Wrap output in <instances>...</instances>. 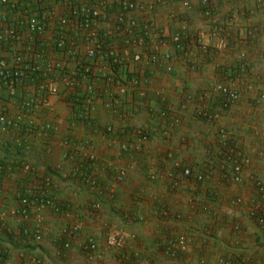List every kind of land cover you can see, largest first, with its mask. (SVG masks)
Listing matches in <instances>:
<instances>
[{"label": "crops", "instance_id": "1", "mask_svg": "<svg viewBox=\"0 0 264 264\" xmlns=\"http://www.w3.org/2000/svg\"><path fill=\"white\" fill-rule=\"evenodd\" d=\"M29 1L21 3L34 7ZM143 1L153 7L133 13L141 24H153L147 49L170 51L172 59L130 64L137 81L115 108L101 106L109 85L99 78L103 94L94 110L73 104L67 71L25 76L14 93L0 80V111L21 113L24 100L38 96L44 103L30 116L58 126L47 132L0 128V264H264V226L255 213L264 208V0H209L206 7L203 0ZM44 5L56 18L68 12L57 0ZM17 11L1 8L0 28L17 27L23 38L3 45L0 56L25 51L39 62L61 58L52 25L30 33ZM175 34L188 45L185 53L175 50ZM42 82H53L59 94H42ZM212 83L240 93L216 121L194 114L208 101L187 99ZM137 129L148 130L149 137L142 139ZM86 139L93 162L80 150ZM126 140L130 147L124 151ZM229 151L246 160L240 182L233 179ZM77 167L96 183L86 184L74 173ZM186 168L207 178L197 181ZM120 171L122 180L116 177ZM47 177L57 184L58 209L33 203L27 215L12 214ZM32 231L42 239L35 241ZM113 231L121 233V245L108 244ZM91 237L97 248L87 250Z\"/></svg>", "mask_w": 264, "mask_h": 264}, {"label": "built area", "instance_id": "2", "mask_svg": "<svg viewBox=\"0 0 264 264\" xmlns=\"http://www.w3.org/2000/svg\"><path fill=\"white\" fill-rule=\"evenodd\" d=\"M22 0H0V12L2 7H12L17 9L19 16L23 17V23L30 33H43L50 28L53 29V42L56 50L61 53V58L53 61L39 62L32 59L29 52L11 53V58L0 56V80L14 93L17 83L25 76L40 78L48 72L62 70L70 75L68 86L71 87V101L76 106L84 105L86 109H96L97 103L102 98L103 89L97 78L102 79L109 85L108 97L101 102L105 109H113L123 101L128 93L130 84L137 81L130 75L129 66L134 62L143 59L149 62H157L160 57L171 61L172 53L163 52L160 55L159 49H147V40L153 32L151 22L141 24L135 16L137 11H145L152 8L143 0H57L61 7L67 8L68 12L57 18L56 13L48 10L44 5V0H31L35 4L23 5ZM30 3V1L28 0ZM187 4V3H186ZM204 7L209 5V0H203ZM111 7H116L115 14ZM133 13V14H132ZM51 17H55L53 21ZM111 20L112 25L104 27L103 23ZM24 25V24H21ZM55 30V31H54ZM23 34L17 27L7 30L0 28V48L11 42L19 41ZM175 50L179 53L187 51V44L182 36L175 34L172 38ZM224 40L220 39L218 46L224 45ZM246 66V62L242 61ZM192 66V65H191ZM123 69L125 71L121 72ZM166 69L173 70V66L167 63ZM93 80L97 81L94 82ZM42 94L50 92L53 95L59 94V87L53 82H42L39 84ZM201 98L208 101V105L199 106L194 110L196 117L203 120L216 121L223 111L234 105L240 97V93L234 87L223 83H212L209 89L200 92L198 95L189 93L187 99ZM44 103L41 97H28L24 100V111L16 114H7L0 111V128L4 131H41L47 132L58 130V126L52 122H39L30 116L35 109ZM165 115V111H162ZM84 117V115H82ZM137 133L142 139L149 137V131L137 129ZM222 139L227 137L225 130L220 131ZM90 140L81 142L80 150L86 154L88 162H93L96 158L94 153L88 149ZM130 143L126 140L121 149L126 151ZM93 152V151H92ZM227 160L231 162L233 168V179L236 182L242 181L241 170L244 157L239 152L229 151L226 153ZM225 167V166H224ZM5 171V165L0 159V176ZM75 174H80L86 184L94 185V176L87 173L83 167H77ZM187 176H194L197 181L207 178L206 173H195L190 168L185 169ZM118 180L124 178V172L120 171L116 175ZM56 182L50 177L45 178L37 191H27L21 198L20 203L11 210L12 214L27 215L33 203H38L41 207L52 206L58 209L53 201V192L56 189ZM95 208L99 207L94 203ZM258 222L264 226V208L255 210ZM79 229L78 225L72 227ZM35 241L42 239L40 231L28 232ZM109 245L117 246L123 243L121 233L111 232L107 236ZM181 249L187 250L184 236L179 238ZM87 250L97 248V241L91 237L85 244ZM2 248L0 245V255Z\"/></svg>", "mask_w": 264, "mask_h": 264}]
</instances>
